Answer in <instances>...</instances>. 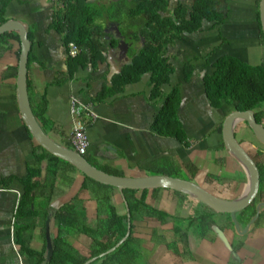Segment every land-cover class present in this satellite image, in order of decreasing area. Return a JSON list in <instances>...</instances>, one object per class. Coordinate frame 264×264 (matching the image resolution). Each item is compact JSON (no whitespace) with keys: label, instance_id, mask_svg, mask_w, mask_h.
<instances>
[{"label":"crops","instance_id":"1","mask_svg":"<svg viewBox=\"0 0 264 264\" xmlns=\"http://www.w3.org/2000/svg\"><path fill=\"white\" fill-rule=\"evenodd\" d=\"M231 2L240 5L246 2L251 6L253 11L249 13L250 21L243 23L240 20L237 27L238 31L251 34L253 39L245 36L251 43L240 47L242 52L237 57L233 53L230 56L251 66L260 65L264 62L258 11L260 0ZM4 3L6 22L17 21L23 24L30 36L28 98L29 102L36 104L45 96L46 109L39 124L53 142L71 149L74 121L71 102L76 100L94 114L84 117L89 140L85 155L96 166L117 171L121 173V177L132 178L146 176L143 167L149 163L169 160L180 168L184 179L197 183L222 199L234 201L247 192L250 185L249 174L226 149L222 138L224 118L234 109L225 103L220 108L212 107L205 92L203 76L212 73L210 64L216 59L211 62L204 59L201 32L205 28L215 27L212 23L204 22L201 30L194 34H182L168 50L174 73L170 81L163 85L161 97L151 101L149 74L143 75L137 82L125 85L119 92L110 90L112 77L130 61L128 51L126 56L129 60H124L121 55L123 50L117 49V46L107 53L103 62H98L95 66L88 64L85 68H80L71 79L68 78L67 51L62 44V37L51 28L56 0H0V11ZM121 27L131 37L138 26L126 23ZM9 33L11 38L7 41L5 50L0 53V182L11 179L8 186H0V264H28L14 243V215L23 192L19 179L35 164L33 152L39 145L27 132L19 113L16 78L20 42L15 37L18 35L16 32ZM126 40L124 38L128 50L137 47ZM226 41L223 38L219 47ZM227 44L229 45L228 42ZM190 49L198 56L190 58L194 70L190 79L184 81V62L181 65L175 64L174 57L175 54L182 55ZM61 80L62 83L57 82ZM176 85L180 92L177 119L187 137V146L175 139L160 136L153 129V121L162 106L164 95ZM104 87L109 90L104 91V96L98 100L97 96ZM253 112L254 115L256 112H264V105L259 104ZM262 124L264 125V120ZM233 131L237 141L250 154L257 167L262 169L257 204L264 203V148L244 121L237 122ZM46 168L47 163L43 161L39 179L42 185ZM56 179L55 196L51 205L57 207L78 196L85 207L88 225L94 226L97 205L88 192L80 190L84 176L76 169L65 166L64 170L58 171ZM40 189L42 190V186ZM146 201L150 206L171 216V222L175 223L190 218L197 205L195 198L170 189L156 192L149 190ZM110 203L118 214L127 212V204L115 188L111 192ZM254 213L256 215V206ZM248 224L239 225L238 233L235 228L230 229L226 214L214 216L208 223L207 233L213 241L200 240L189 233L188 249L191 259H186L187 257L178 255L165 246L166 242L174 239L170 223L164 226L155 218H144L134 223V231L144 242L150 264H264V206L260 207L254 222ZM50 232H56L51 219ZM88 240L86 236H80L75 247L85 249L83 245H87ZM32 246L41 249L38 229Z\"/></svg>","mask_w":264,"mask_h":264},{"label":"trees","instance_id":"2","mask_svg":"<svg viewBox=\"0 0 264 264\" xmlns=\"http://www.w3.org/2000/svg\"><path fill=\"white\" fill-rule=\"evenodd\" d=\"M227 1L230 0H193L189 7L178 3L172 16H168L166 15L168 0H107L101 5L99 3V7L93 6L90 0H56L51 28L62 37V44L67 51V75L71 79L80 68H85L88 64L95 66L105 60L107 53L120 41L114 30V33H111L105 29L108 26H117L123 39H127L128 43L137 47H132L128 51L130 61L112 77L110 90L119 92L125 85L137 82L143 75L149 74L151 86L149 99L154 101L161 97L163 85L170 81L174 73L171 57L168 55L169 48L175 45L182 34L190 35L200 31L204 22L212 23L215 27L224 24L226 16L218 10V7ZM5 7L6 3L0 11V25L6 22ZM126 23L129 25L135 23L138 26L131 37L122 30L121 25ZM27 36L30 41V36ZM15 37L19 40L18 35ZM10 38L9 32L0 35V53L5 50ZM260 40L264 46L261 29ZM70 43L79 48V53L75 57H70L68 54ZM19 53L20 51L17 53L18 57ZM210 65L212 73L204 75L203 82L212 107L220 108L225 103L237 111H253L264 102V62L251 66L238 58L224 55ZM193 70L191 59L184 62L182 66L184 81L190 79ZM57 82L62 83L63 80ZM106 90L109 89L104 87L97 96L98 100L104 96ZM179 104L180 92L179 86L176 85L164 95L162 106L153 121V129L158 135L175 139L187 146V137L177 119ZM30 106L39 123L46 109L45 96H42L36 104L31 101ZM255 119L258 123H262L264 112H256ZM27 132L29 133L28 130ZM33 157L35 164L30 166L26 175L19 179L23 192L15 211L13 232L15 246L28 264H150L144 242L135 235L134 231V223L144 218H155L164 226L170 223L173 226L174 239L166 242L165 246L174 253L187 257L186 259H191L188 249L189 233H193L200 240L213 241V238L207 234L208 223L220 213L213 211L201 201L196 200L197 205L190 218L175 223L171 222V216L147 204L146 197L149 190L125 189L123 196L127 204V212L118 214L110 203L114 188L83 175L84 180L80 190L88 192L97 205L96 224L91 227L87 223L83 202L78 196L60 206L51 205L55 196L58 171L64 170L65 166L75 168L47 153L40 146L33 152ZM84 157L88 161V157L86 155ZM43 161H46L47 168L42 185L39 179ZM88 162L105 173L121 177V173L117 171L96 166L90 160ZM143 168L146 176L184 179L180 168L169 160H158ZM261 170L259 167L258 171L262 178ZM10 181L11 179L1 181L0 186L6 187ZM158 190L160 188L151 191ZM138 192H140L139 196ZM259 198L260 196L236 214L239 225H246L253 217L255 218V206ZM48 217L53 220V228L56 230L50 232L53 250L50 260H47L46 256L45 238V221ZM226 217L230 229L233 230L234 224L230 216L226 214ZM128 226L129 235L122 241L127 234ZM37 229L40 231L42 244L39 250L32 246ZM82 235L89 239L88 244L83 245L85 248L83 251L75 247V243ZM112 248L114 249L110 251ZM89 260L92 261L88 263Z\"/></svg>","mask_w":264,"mask_h":264},{"label":"water","instance_id":"3","mask_svg":"<svg viewBox=\"0 0 264 264\" xmlns=\"http://www.w3.org/2000/svg\"><path fill=\"white\" fill-rule=\"evenodd\" d=\"M259 22L264 37V0H260L258 5ZM116 33L120 41L117 43V49L123 48L122 57L124 60H129L126 56L128 44L124 41L117 26L111 27ZM7 32H16L19 36L20 53L18 57L17 78H16V99L18 103L19 113L23 124L29 131L32 139L44 149L47 153L67 162L72 165L77 171L87 178H90L100 184L111 186L119 191L123 199V190H152V189H170L187 194L198 201H201L213 211L220 214H227L230 216L234 228L239 233L240 228L236 220V214L248 207L257 198L260 185V174L256 163L253 161L250 154L241 146L234 135V125L239 121H244L250 128L252 134L259 144L264 148V125L258 123L255 119L254 112L237 111L230 112L222 123V138L224 146L230 151L233 156L243 165L250 177V185L247 192L236 200L222 199L211 192L207 191L197 183L181 178H174L170 176H141V177H120L110 175L95 166L91 165L84 156L79 155L75 151L60 146L53 142L49 136L43 131L40 124L34 117L27 91V64L31 44L27 36V31L23 24L17 21H7L0 25V35ZM143 43V40L141 39ZM114 50V49H112ZM119 54V53H118ZM120 55V54H119ZM264 206V203L256 205V215L248 225H250L259 215V209ZM246 230V229H245ZM244 230V231H245ZM130 229L126 236L122 239L124 241L129 235ZM45 238L47 247V260H50L53 250L50 240V218L45 221ZM119 245V244H118ZM116 245V247L118 246ZM115 247V248H116ZM112 248L110 251H112ZM108 251V252H110ZM92 260H89L91 262ZM87 264V263H86Z\"/></svg>","mask_w":264,"mask_h":264},{"label":"rangeland","instance_id":"4","mask_svg":"<svg viewBox=\"0 0 264 264\" xmlns=\"http://www.w3.org/2000/svg\"><path fill=\"white\" fill-rule=\"evenodd\" d=\"M102 2L106 3L107 0H104V1L94 0L92 1V4L93 6L99 7ZM168 2H169V6L166 10V15L172 16V13L178 3L183 4L185 7H189L192 0H168ZM218 10L223 15L226 16V21H225L226 23L220 26H216V27L205 28L201 32V35H202L201 37L203 39L202 40L203 56H204V59H208L210 62L212 60L217 59L218 57H221L224 55H230L232 53H233V56L237 57L238 53L242 52V50L239 48L243 47L245 44L251 43V41H249L247 38L253 39L251 34L240 32L238 31V27H237V24H238L237 22H240V20H242L243 23H247L250 21L251 16L249 15V13L253 11L250 5H247L246 2H243L242 5H240V3H235V2H233L232 4L230 0L227 2H223L218 7ZM243 12H244V15H242ZM122 30H124L123 27H122ZM245 36L247 38H245ZM223 38H225L227 41L226 43H223L221 47H219L221 40ZM227 42L229 43V45L227 44ZM195 56H198V54L192 52L191 49L182 55L175 54V57H174L175 64L181 65L183 62L189 61L190 58L192 59ZM196 70H199V69L196 68ZM261 104L264 105V103H261ZM193 238L196 239L194 236ZM34 245H36L35 242H34Z\"/></svg>","mask_w":264,"mask_h":264},{"label":"built area","instance_id":"5","mask_svg":"<svg viewBox=\"0 0 264 264\" xmlns=\"http://www.w3.org/2000/svg\"><path fill=\"white\" fill-rule=\"evenodd\" d=\"M68 47V54L70 57H75L79 53V48L75 44L70 43ZM71 115L74 121L72 126L70 148L79 155L84 156L89 147V140L85 131L86 124L84 117H91L94 116V114L88 107L80 104L76 100H72Z\"/></svg>","mask_w":264,"mask_h":264},{"label":"flooded vegetation","instance_id":"6","mask_svg":"<svg viewBox=\"0 0 264 264\" xmlns=\"http://www.w3.org/2000/svg\"><path fill=\"white\" fill-rule=\"evenodd\" d=\"M107 29L111 32V33H114L113 29L111 28V26H108L105 30L107 31ZM123 48H121L122 50ZM122 53V52H121Z\"/></svg>","mask_w":264,"mask_h":264}]
</instances>
